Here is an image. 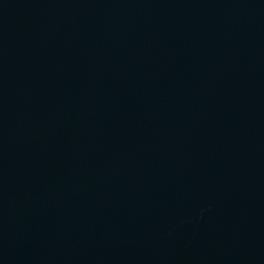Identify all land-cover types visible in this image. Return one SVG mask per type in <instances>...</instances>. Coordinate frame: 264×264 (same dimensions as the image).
I'll return each instance as SVG.
<instances>
[{
    "label": "water",
    "instance_id": "95a60500",
    "mask_svg": "<svg viewBox=\"0 0 264 264\" xmlns=\"http://www.w3.org/2000/svg\"><path fill=\"white\" fill-rule=\"evenodd\" d=\"M0 264H264V0H0Z\"/></svg>",
    "mask_w": 264,
    "mask_h": 264
}]
</instances>
